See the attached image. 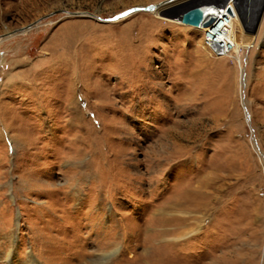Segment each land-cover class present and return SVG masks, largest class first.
I'll return each mask as SVG.
<instances>
[{
    "label": "rangeland",
    "instance_id": "374dc122",
    "mask_svg": "<svg viewBox=\"0 0 264 264\" xmlns=\"http://www.w3.org/2000/svg\"><path fill=\"white\" fill-rule=\"evenodd\" d=\"M167 1L0 0V264H264V0Z\"/></svg>",
    "mask_w": 264,
    "mask_h": 264
},
{
    "label": "built area",
    "instance_id": "2783aa9c",
    "mask_svg": "<svg viewBox=\"0 0 264 264\" xmlns=\"http://www.w3.org/2000/svg\"><path fill=\"white\" fill-rule=\"evenodd\" d=\"M225 1L223 0V4L218 8H214L215 20L207 26L209 28L203 34L204 44L218 57L221 55L230 57L234 54L233 46L225 38L232 28L234 12L232 6L229 5L231 0Z\"/></svg>",
    "mask_w": 264,
    "mask_h": 264
},
{
    "label": "bare ground",
    "instance_id": "6f19581e",
    "mask_svg": "<svg viewBox=\"0 0 264 264\" xmlns=\"http://www.w3.org/2000/svg\"><path fill=\"white\" fill-rule=\"evenodd\" d=\"M176 0H171V1H167L166 3H164L163 5H166V4H171V3H175ZM178 1V0H177ZM188 1V0H187ZM227 1V0H226ZM225 1V2H226ZM177 3V2H176ZM223 4V0H206L205 2L203 3H199L198 5H206L208 6V11L210 13H213V10L214 8H218L219 6H221ZM158 7L157 9H155L152 13L156 14V15H160L161 12H166L168 14H171L173 13V10H178V12H182L184 10H186L187 8H190L192 6H196L194 4H192L190 7H187L188 4H180V5H176L174 8H172L171 10H167L165 9V11H160L161 9V6L162 4H157ZM230 6H232V11L234 12V16L235 15H240L242 17V21H244V18H245V14H244V0H231ZM216 6V7H215ZM170 7V6H169ZM231 8V7H230ZM163 9V8H162ZM169 9V8H168ZM209 14V13H208ZM126 17V16H125ZM120 18H123V17H120ZM119 18V19H120ZM175 19V18H173ZM234 17H233V24H234ZM177 21V20H176ZM178 23V22H177ZM179 24H182V23H179ZM232 24V28L230 30V32L228 34H226L225 38L231 43V45L233 46V52H238V55L237 56H240L241 54L239 52H243V51H246L247 47H244L245 46V29L243 28V32L241 33V35L239 36V38L236 36L235 34V28H234V25ZM182 25H185V24H182ZM186 26V25H185ZM238 26H242L241 24H239ZM192 27V26H191ZM209 27H200V28H197L203 32H205ZM26 32V31H25ZM18 34H21V33H17V34H14V35H10L9 37L7 38H10V37H13L15 35H18ZM224 37V36H223ZM5 38V39H7ZM2 39V38H1ZM241 50V51H240ZM222 57H225L224 55H221ZM14 251L11 252V255H10V258H14L15 255H14ZM10 260L9 262H12L13 260ZM29 264H37L36 262V259H34V257L31 255L29 256Z\"/></svg>",
    "mask_w": 264,
    "mask_h": 264
},
{
    "label": "water",
    "instance_id": "95a60500",
    "mask_svg": "<svg viewBox=\"0 0 264 264\" xmlns=\"http://www.w3.org/2000/svg\"><path fill=\"white\" fill-rule=\"evenodd\" d=\"M157 7L158 5L154 4V5L146 6V7L134 8L126 13H123L118 18L113 19V21H118L120 17H125V16L128 17L132 14H136L139 12H153L155 9H157ZM208 8L209 7L206 5H196V6L187 8L186 10L182 12H178V10L175 9L173 10V13L171 14L172 16H169V14L166 12H161L160 16L175 18V20H177L178 22L188 25V26L195 27V28L207 27L215 20V15L213 13H210L208 11ZM74 16H84V15L75 14ZM89 16L93 17V15H89ZM38 23L39 22L35 23L29 28L23 29L22 31H26L32 28L33 26L38 25Z\"/></svg>",
    "mask_w": 264,
    "mask_h": 264
}]
</instances>
